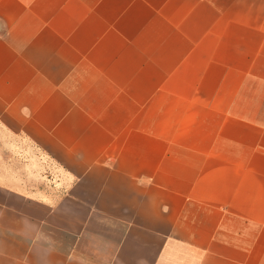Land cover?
<instances>
[{"label": "crops", "instance_id": "crops-1", "mask_svg": "<svg viewBox=\"0 0 264 264\" xmlns=\"http://www.w3.org/2000/svg\"><path fill=\"white\" fill-rule=\"evenodd\" d=\"M0 264H264V0H0Z\"/></svg>", "mask_w": 264, "mask_h": 264}]
</instances>
